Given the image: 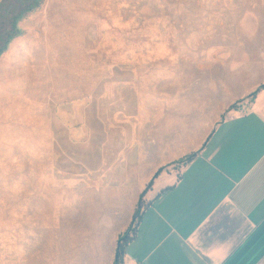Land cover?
Instances as JSON below:
<instances>
[{
	"label": "rangeland",
	"instance_id": "374dc122",
	"mask_svg": "<svg viewBox=\"0 0 264 264\" xmlns=\"http://www.w3.org/2000/svg\"><path fill=\"white\" fill-rule=\"evenodd\" d=\"M16 28L0 54V264L83 263L84 236L111 239L144 204L131 174L118 188L99 168L127 154L118 125L192 122L161 99L264 80V0H44Z\"/></svg>",
	"mask_w": 264,
	"mask_h": 264
},
{
	"label": "crops",
	"instance_id": "0c3cea01",
	"mask_svg": "<svg viewBox=\"0 0 264 264\" xmlns=\"http://www.w3.org/2000/svg\"><path fill=\"white\" fill-rule=\"evenodd\" d=\"M261 84L227 101L209 90L161 99V107L191 109L192 122L118 125L127 128V154L99 168L118 188L131 174L144 200L125 264H264V87L251 95ZM119 233L84 236L89 256L80 264H114Z\"/></svg>",
	"mask_w": 264,
	"mask_h": 264
},
{
	"label": "trees",
	"instance_id": "16d2710c",
	"mask_svg": "<svg viewBox=\"0 0 264 264\" xmlns=\"http://www.w3.org/2000/svg\"><path fill=\"white\" fill-rule=\"evenodd\" d=\"M43 1L44 0H1L0 1V22L2 23V21L4 19H9V25H10L9 31L6 33L4 32L5 38L3 40L0 39L1 40L0 41V54L2 53V51L7 46L9 39L12 36H14L15 34H17V32H18L17 28H16L17 19L22 17L26 13H28L33 8L39 7ZM1 23H0V26H2ZM263 87H264V84H261L255 91H253L251 93V95L254 96L256 94V92L260 88H263ZM193 155L194 154H190L187 156V158H191ZM141 207H142V205H141V199H140L138 207L133 214L132 224L134 226L131 224L132 226L130 228L132 231V235H130V233H129V234H126L124 237L119 238V241H118L117 247H116V257L114 260V264L117 263L118 261H120L127 242L131 238H133V236L136 232ZM134 223H136V225Z\"/></svg>",
	"mask_w": 264,
	"mask_h": 264
},
{
	"label": "built area",
	"instance_id": "2783aa9c",
	"mask_svg": "<svg viewBox=\"0 0 264 264\" xmlns=\"http://www.w3.org/2000/svg\"><path fill=\"white\" fill-rule=\"evenodd\" d=\"M115 264H125L124 261L122 260V258L120 259V261H118L117 263ZM137 264H144L142 262H137Z\"/></svg>",
	"mask_w": 264,
	"mask_h": 264
}]
</instances>
